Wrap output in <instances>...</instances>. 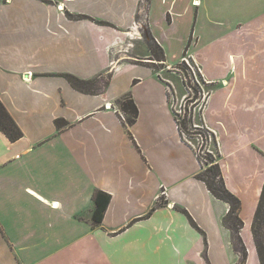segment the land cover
I'll return each mask as SVG.
<instances>
[{"label": "crops", "instance_id": "crops-1", "mask_svg": "<svg viewBox=\"0 0 264 264\" xmlns=\"http://www.w3.org/2000/svg\"><path fill=\"white\" fill-rule=\"evenodd\" d=\"M262 2L211 0L199 22L200 0H0V102L22 132L16 142L0 132V264H238L229 205L198 178L158 77L185 51L216 83L205 126L240 202L244 264H260ZM150 40L163 61L143 48ZM64 75L99 89L78 91ZM128 94L131 126L116 104ZM97 192L110 201L94 227Z\"/></svg>", "mask_w": 264, "mask_h": 264}, {"label": "trees", "instance_id": "trees-1", "mask_svg": "<svg viewBox=\"0 0 264 264\" xmlns=\"http://www.w3.org/2000/svg\"><path fill=\"white\" fill-rule=\"evenodd\" d=\"M80 17V16H79ZM156 49L158 50V53L154 52L152 53V56L156 58L155 60L161 62L163 61V55L162 50L156 46ZM152 52V51H151ZM186 57V51L184 52L183 58ZM184 64V61H183ZM159 66V65H158ZM153 68V67H152ZM64 77L67 79V81L70 83V85L78 90V91H84L86 93H89L85 90V88H93L97 86V79L90 80V81H83L80 79H77L74 76L71 75H64ZM107 81L104 83L107 86ZM200 94L199 90L195 92V94ZM92 94V93H91ZM202 97L201 99H205L206 97L203 94H200ZM200 101V100H198ZM118 109L121 113L125 115V124L126 126H131L135 123L137 116H138V110L132 101V98L130 94L126 95L125 97L121 98L116 102ZM203 106L200 108L202 110ZM175 122L178 126V131L180 134V137L183 142L184 135H187L188 132H186L188 127V121L186 119L183 120H177L175 118ZM0 132H2L10 142H16L22 137V132L10 116V114L7 112L5 107L0 102ZM209 165L200 171L198 174V178L203 181L208 188V190L212 193V195L217 198L220 201H223L224 203L229 205V212L224 217L223 223L227 225L232 232V242L234 249L240 256V263L244 264L246 259V250L245 247L242 244V241L239 236L240 229L242 227V221L238 217V210L240 208V202L239 200L232 195L225 187L219 165L217 164V161L214 159L212 155H208L207 158ZM209 174V176H208ZM218 184V186H216ZM94 210L92 214V225L98 226L102 222L104 212L108 206V203L110 201V196L103 193V192H97L94 197ZM264 186L262 188L261 196L259 199L258 207L254 216V221L252 224V234L253 239L256 245L257 253L259 256L260 264L264 262V257L262 255L260 244L258 241V231H257V222L264 220ZM260 257L262 259H260Z\"/></svg>", "mask_w": 264, "mask_h": 264}, {"label": "rangeland", "instance_id": "rangeland-1", "mask_svg": "<svg viewBox=\"0 0 264 264\" xmlns=\"http://www.w3.org/2000/svg\"><path fill=\"white\" fill-rule=\"evenodd\" d=\"M216 1V0H215ZM262 2V0H261ZM206 4L207 10H204V6ZM215 4L211 3V0H208V2L206 3L205 0H200V3L194 4V7L199 8V13H198V21L199 22H206L209 21V17H208V10L212 9L213 11V6ZM264 3L262 2L261 7H263ZM201 7V8H200ZM207 12V13H206ZM228 16V15H227ZM148 45L144 46V49H148L151 54L156 52L158 53V50L156 49V45L153 41H148L146 42ZM227 48V47H225ZM154 56V55H153ZM181 59L183 58V56L180 57ZM156 59V58H155ZM181 59H179L178 61H174L171 62V65L174 66L173 68H171V70L167 69L164 70L163 73H159L158 77L159 79L164 83L165 85V89H166V93H165V102L169 105L170 107V111H171V115H172V119L173 121L175 120V113L172 111V105L173 108L175 109H179V105L182 106V110L183 112H181L182 117L180 118V121L183 119H186V121H188V127L186 132H188V134L185 136V138H187L188 140H190L192 142V144L194 145V147L196 148V151H200V154L203 152L204 154L207 155V151L208 148L213 151V153L215 154L214 159L217 161L216 155H217V146H216V139L214 137V134L205 126V120H204V108L206 107V103L208 101V99L210 98L212 92L214 91L215 82H210L207 77L201 72L200 70V65L196 62L191 61L192 58L187 56V60L189 62V65H187L186 62L181 61ZM150 65V64H149ZM153 66L154 69H156L157 72H159V70H161L162 66H157V64H151ZM110 78L108 76H104L101 79V82L99 83V85L101 83H105V81L107 79ZM187 88H191V91L187 92L186 89ZM99 89L98 86L93 87V88H85V90L87 92H97ZM174 94H172V92ZM200 92V94H203L206 99L204 102V99H201L202 97L200 96V94H195L196 91ZM172 95L175 98V101L172 100ZM200 100V101H198ZM203 106L202 110L200 109ZM120 111L118 110V113ZM185 112V113H184ZM123 114V113H121ZM124 115V114H123ZM194 125L197 126H203L205 131H207L208 133L211 134V138H212V143L210 145L207 144L206 145V141H204V139H199L197 140L199 137L197 136V139L195 137L196 134L201 133V131L194 129ZM204 133V132H203ZM200 135V134H199ZM202 135V133H201ZM208 136V135H207ZM192 137V138H191ZM202 141H204L205 143H203ZM210 145V146H209ZM209 176V174H208ZM218 186V184L216 185ZM257 210V209H256ZM264 211V209H263ZM256 213V212H255ZM264 220V219H263ZM253 224V223H252ZM257 231H258V241L260 244V249L262 252V255L264 257V221L261 222H257ZM255 244V242H254ZM256 248V245H255ZM256 254H257V258L259 260V256L257 253V249H256ZM260 259H262L260 257ZM240 263V260L238 262V264ZM259 263L260 260H259ZM262 264H264V262H262Z\"/></svg>", "mask_w": 264, "mask_h": 264}, {"label": "built area", "instance_id": "built-area-1", "mask_svg": "<svg viewBox=\"0 0 264 264\" xmlns=\"http://www.w3.org/2000/svg\"><path fill=\"white\" fill-rule=\"evenodd\" d=\"M184 60V62H186L187 63V65H189V62H188V60L186 59V58H184L183 59ZM186 89V88H185ZM187 90V92H189V91H191V88H187L186 89ZM171 92H172V90H171ZM172 94H174L173 92H172ZM175 98L176 97H174L173 95H172V100L173 101H175ZM172 111L175 113V118L177 119V120H180V118L182 117V113L181 112H183V110H182V106L181 105H179V109H174L173 108V105H172ZM185 113V112H184ZM119 115H120V119L121 120H123L124 122H125V115H123V114H121V112H119ZM174 118V119H175ZM176 123V122H175ZM177 125V124H176ZM177 128H178V126H177ZM194 129H195V131L196 130H199V131H201V133H202V135H201V133H199V134H196L195 135V137H196V139H197V136L199 137L197 140H199V139H204V141H206V145L207 144H209L210 143V145H211V143H212V136H211V134L210 133H208L207 131H205V129H204V127L203 126H197V125H194ZM204 132V133H203ZM208 135V136H207ZM185 136L186 135H184V140H185V144L186 145H188V146H190L194 151H195V154H196V159H197V162H198V165H199V167H200V169H205L208 165H209V162H208V160H207V158H208V155H212L213 157L215 156V154L213 153V151H211L209 148H208V153H207V155L206 154H204L203 152L200 154V151H196V148L194 147V145L192 144V142L190 141V140H188L187 138H185ZM192 138V137H191ZM204 141H202L203 143H205ZM209 145V146H210Z\"/></svg>", "mask_w": 264, "mask_h": 264}]
</instances>
